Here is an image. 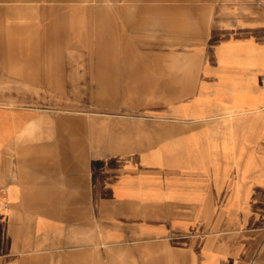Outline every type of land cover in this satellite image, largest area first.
<instances>
[{
    "label": "crops",
    "instance_id": "0c3cea01",
    "mask_svg": "<svg viewBox=\"0 0 264 264\" xmlns=\"http://www.w3.org/2000/svg\"><path fill=\"white\" fill-rule=\"evenodd\" d=\"M160 2L0 0V264H264V36L168 67Z\"/></svg>",
    "mask_w": 264,
    "mask_h": 264
},
{
    "label": "rangeland",
    "instance_id": "374dc122",
    "mask_svg": "<svg viewBox=\"0 0 264 264\" xmlns=\"http://www.w3.org/2000/svg\"><path fill=\"white\" fill-rule=\"evenodd\" d=\"M170 2L161 0L159 3L160 10L158 11L127 13L143 19H155L157 17L158 20L169 21V25L173 22L179 25L126 29L127 32L136 33V40L138 41V44L128 43L127 49L129 51H159L164 54V56L159 55V59L170 57L168 64H166L171 67L173 66L171 63L181 64L182 60L177 58L180 54L198 50L201 47L207 50L212 49L221 39L229 37L245 40L248 36H264V0H186V6L177 0ZM167 7L174 10H164ZM184 7H186V11L182 9ZM203 8L207 10H203ZM180 21L184 24H181ZM201 23H206V26L180 27V24L202 25ZM134 38L132 40H135ZM139 41H141V44ZM148 62H151V60H148ZM163 67H165L164 64ZM100 94L96 93V98ZM142 94L147 95L145 92ZM113 95L116 101L119 94L114 93ZM176 95L177 99H181L186 96V93L178 92ZM161 96L162 94L159 92L158 98H161ZM140 97L144 96L139 95L138 98ZM126 99L130 102L129 96ZM114 114L116 113L113 112L112 115ZM119 114L121 113L119 112Z\"/></svg>",
    "mask_w": 264,
    "mask_h": 264
},
{
    "label": "built area",
    "instance_id": "2783aa9c",
    "mask_svg": "<svg viewBox=\"0 0 264 264\" xmlns=\"http://www.w3.org/2000/svg\"><path fill=\"white\" fill-rule=\"evenodd\" d=\"M5 190L6 188L3 186H0V213L5 209L6 202H5Z\"/></svg>",
    "mask_w": 264,
    "mask_h": 264
}]
</instances>
